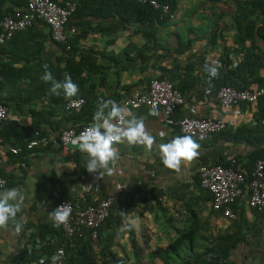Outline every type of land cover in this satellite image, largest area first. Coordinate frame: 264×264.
Masks as SVG:
<instances>
[{
  "label": "crops",
  "instance_id": "obj_1",
  "mask_svg": "<svg viewBox=\"0 0 264 264\" xmlns=\"http://www.w3.org/2000/svg\"><path fill=\"white\" fill-rule=\"evenodd\" d=\"M250 2L255 3L250 8H257L253 12L256 23L248 30L256 33L239 42L238 18ZM162 3L170 6L169 13L158 8L160 20L142 23L128 17L123 19L115 12L102 15L101 7L92 0L86 2L87 8L100 12L98 16L87 17L89 25H79L76 30V35L82 37L76 43L74 56L80 59L85 55L84 74L88 77L81 88L87 102L80 112H66L62 105L50 100L48 90L42 89L49 86L42 79L45 66L52 76L65 66L64 51L52 39L47 24L38 20L0 46V103L9 108V120L4 125L10 126L6 133L12 135L7 137L12 143H19L20 139L13 137L17 131L23 136L21 140H25L35 125L58 138L66 126L93 122L103 101L117 102L134 91L147 92L153 78L170 81L185 97L171 117L164 112L151 113L144 105L133 110L130 119L144 121L154 138L153 146L149 149L126 141L114 144L119 157L109 165L111 173L104 169L89 172L85 166L87 153L80 152L74 144L69 153L63 151L59 141H52L12 155L8 146L13 144L0 141V172L10 178L0 193L15 188L24 197L16 217L0 227V264H44L38 259L31 261V257L41 244L37 241L40 224L57 225L51 215L57 202L69 200L84 208L111 193L120 206L102 225L99 239H103L102 243L93 241L92 249H82V255H90V264H102L107 245L125 263L153 264L148 254L166 248L179 235L178 229L190 225L193 208L200 223L197 249L225 237L232 243L226 258L229 264H264V208L249 206L246 193L233 204L238 218L225 216L213 207L212 195L201 186L199 172L201 165L231 164L234 159L237 168L249 176L256 161L264 159V125L252 124L255 117H264L263 96L255 104H240L230 111H225L215 98L221 88L216 86L223 81L247 89L264 86V0ZM113 25L119 28L113 30ZM85 29L88 32L84 37ZM69 35L72 36L71 32ZM142 49L145 59L141 58ZM211 67L217 68L215 76L209 72ZM208 89L212 90L211 95L206 92ZM208 116L223 118L227 127L207 139L191 136L199 145L197 155L191 160L182 159L179 169L163 165L159 145L182 136L179 120ZM245 126L257 130L245 133ZM153 188L164 192L161 205L156 199H145ZM132 190H136L133 198ZM148 205L151 208H146ZM132 222L134 227L129 226ZM63 235L66 236L64 230ZM76 238L69 239L73 243ZM48 239L53 248L63 245L54 230ZM40 251L39 257L48 256ZM133 254L136 260L128 259ZM23 259L31 262L25 263ZM155 260L154 264H164L158 257Z\"/></svg>",
  "mask_w": 264,
  "mask_h": 264
},
{
  "label": "built area",
  "instance_id": "obj_2",
  "mask_svg": "<svg viewBox=\"0 0 264 264\" xmlns=\"http://www.w3.org/2000/svg\"><path fill=\"white\" fill-rule=\"evenodd\" d=\"M81 0H27L26 5L12 10H0V45H4L22 31L31 28L36 21L40 20L47 24L51 31L53 40L67 43V34H76V29L71 27L66 30L71 15L76 11ZM159 8L163 13H169L170 6L159 0H134ZM70 36V35H69ZM71 45L66 44L70 49ZM209 95L212 90L206 91ZM264 96V86L255 89H238L231 85L222 86L216 93V100L225 111H230L240 104H255ZM100 99H102L100 97ZM183 93L170 81L161 78H153L149 82L147 92L134 91L130 96L117 101V105L127 110L126 119L136 108L147 106L151 113L164 112L171 117L175 110L184 103ZM87 99L84 97L68 98L66 109L68 112H80ZM9 120V108L6 104L0 103V127ZM92 123V122H91ZM91 123H84L77 126L63 128L58 138L50 133H44L39 129L34 130L33 135L23 145H10L9 150L13 154H21L24 150H32L52 141H59L63 151L69 153L72 149V141L79 136L81 131ZM254 126L264 125V117H255L252 120ZM179 127L182 136H193L199 139H207L211 134L224 130L227 122L223 118L216 117H183L179 120ZM0 140H2L0 138ZM233 159L231 164L216 163L200 166L201 186L212 195L213 207L220 210L227 217L236 219L239 213L233 209L239 199L248 194V204L252 208L262 210L264 208V159L259 158L253 170L246 174L239 170ZM8 180L0 174V188L7 186ZM122 185L119 184V188ZM115 195L111 193L102 200L89 204L84 208H78L69 200H61L56 204H67L72 211L67 220L61 223L64 234L69 237H84L86 233L94 242L100 239L103 223L111 215ZM43 250L42 243L36 246ZM45 256V255H44ZM38 260L46 264H67L66 250L63 246L55 249L46 257ZM217 264H229L226 259H219Z\"/></svg>",
  "mask_w": 264,
  "mask_h": 264
},
{
  "label": "trees",
  "instance_id": "obj_3",
  "mask_svg": "<svg viewBox=\"0 0 264 264\" xmlns=\"http://www.w3.org/2000/svg\"><path fill=\"white\" fill-rule=\"evenodd\" d=\"M89 0H81L79 2V5L76 9V11L73 13V15L70 17L68 23L66 24V30L69 31V29L71 27H74L77 30V27L79 25L82 24H88L90 23V21L88 20L87 17L90 16H98L99 14V10L96 9H92V8H87L86 2L88 4ZM94 2V5L99 6L102 8V15H107V12L112 13L115 12L116 14L118 13L120 15V17H122L123 19L128 17V19H130L131 21H137V22H142L144 23L145 21L148 20H155L158 19L160 20V11L158 9H155L153 6L148 5V4H144V3H140L134 0H92ZM162 2H169V4L174 5L176 3V0H160ZM27 0H0V10L5 9V10H12L15 7H19V6H24L26 5ZM255 3H259L258 1H255ZM254 2H250L248 4L247 7H243L242 10L244 11L242 16H239V20L237 22V27H238V33H237V41L239 42H244L246 39H248L249 36L254 35L256 32L252 31V30H248L249 26L252 24H255L256 21L253 18V12L257 9V8H250V5H255ZM110 9H114V10H110ZM110 10V11H109ZM252 10V11H249ZM246 26V27H244ZM119 26L118 25H113V30L118 29ZM245 30V31H243ZM84 33L83 36L85 37V35L87 34V30H83ZM254 32V33H253ZM20 34L17 33L14 37L16 38V36ZM72 35L69 36V33L67 34V43H69L71 45L70 49L66 48V44L67 43H62L59 42V46L63 49L64 51V61H65V66L64 68L60 69L58 72L55 73L54 80L57 82H63L65 79V76L68 75L72 78L73 82H75L78 85V92L75 96L72 97H84L86 98L83 93L81 92V88H82V83H86L88 81V77L85 76V68H86V57L85 55H82L80 59H76V57L74 56V51L77 49L76 48V43L78 42L79 37H82L81 35ZM143 49L141 51V58L143 57ZM143 59H145V57H143ZM49 86H46L42 89H46V91H49V98L51 101L55 102V103H59V105H62V108L66 111V102L68 98H72V97H67L64 95V90L63 88L57 89V91L54 93L52 91V86H53V81H48L47 83ZM224 85H233L234 87L238 88V89H247V87L245 86H238L236 85L234 82L231 83H226V82H221L218 84V88L224 86ZM48 94V92H47ZM264 99V96H263ZM66 100V101H65ZM65 103V104H63ZM86 104V103H85ZM85 106V105H84ZM83 109V108H82ZM49 115V114H48ZM43 117H45V115H42ZM4 125V124H3ZM1 126L0 127V138L2 140H0L3 143H12L9 141H12L10 139H8L7 137H12V135H8V133H6L8 130H10V126ZM36 127L32 128V130H36L39 129L44 133H47L45 130H42L38 125H35ZM65 128V127H64ZM245 130H243L245 133L248 132H256L257 128L255 127H248L245 126L244 127ZM259 128V127H258ZM248 129H250L249 131H247ZM33 131L30 132V134L27 136V138L25 140H21L22 139V135L20 133H18V131L13 135V137H16L19 143H12L13 145H23L25 143H27V141L31 138V136L33 135ZM12 131V129H11ZM60 133V132H59ZM5 139V140H4ZM12 145V146H13ZM8 150H9V146H8ZM9 153L12 154V152ZM13 155V154H12ZM217 163H223V162H217ZM225 164V163H224ZM1 175L5 176L8 180V183L10 181V178L1 173ZM136 193V190H132L130 192V196L131 198L134 197V194ZM164 192L162 190H159L158 188H153L150 191V195L148 197H145V199L148 200H152V199H156L158 201V204L161 205V198L163 197ZM211 196V195H210ZM122 197V196H121ZM120 206L119 201L117 203L114 202L113 204V209H112V213H114V211L116 209H118V207ZM146 208H151L150 205H148ZM160 208H162L160 206ZM193 208V211L190 212V225L185 227L184 229H178V233L179 235L176 238H173L168 246L166 248H160L154 251H151L147 258L149 259V261L151 263H156L155 259L156 257H158L159 259H161L162 261H164V264H217L218 260L223 258L226 259L228 256V251L232 245L231 241L225 237H221V239L217 242L214 243L212 245L208 244L206 246H204V243H201V245L204 246V248L202 250L197 249V244L199 240V232H200V223H199V214L196 213V209ZM111 213V215L113 216V214ZM110 215V216H111ZM111 216V218H112ZM111 220H109L110 222ZM56 225V226H49L48 224H40L39 226V239H37V241H40L42 244L44 243V247H43V251H45L47 254H51L55 249L57 248H53L50 245V239H48L49 234L51 233V230H54L58 233L59 238H61L63 240V246L66 250V263L67 264H81L80 262H84L82 264H90L89 262V257L90 255H82L83 251L82 249H92V244L94 243L93 240H91L88 236V233H86V235L84 236L85 239H81L82 237H78L76 238L75 242L71 243V240L69 238H67L66 236L62 237V233L63 230L62 226ZM59 226L61 228H59ZM35 235L38 234H32V236L34 237ZM83 237V238H84ZM74 238V237H73ZM69 239V240H68ZM50 241V242H49ZM73 241V239H72ZM103 239L99 240V242H95L97 244H100V242L102 243ZM47 243V244H46ZM72 244V245H71ZM200 244V242H199ZM78 245V246H77ZM102 247V246H101ZM107 249H103L104 250V255L102 258V264H128L125 263V260L121 259L117 253H114L112 250L109 249V246H106ZM104 248V247H103ZM185 251H190V253L185 254ZM35 254L33 253L34 256L31 257V261L40 258L39 257V252H41L38 249H34ZM135 252V250H134ZM81 253V254H80ZM82 255V256H81ZM139 255V253H138ZM131 257L134 258V260H136V258L134 257V254L132 256H128V259H130ZM28 260H24L23 261L25 263L27 262H31ZM139 261V260H137ZM46 264V262L44 263ZM139 264V263H136Z\"/></svg>",
  "mask_w": 264,
  "mask_h": 264
},
{
  "label": "clouds",
  "instance_id": "obj_4",
  "mask_svg": "<svg viewBox=\"0 0 264 264\" xmlns=\"http://www.w3.org/2000/svg\"><path fill=\"white\" fill-rule=\"evenodd\" d=\"M73 15V14H72ZM71 15V16H72ZM53 39V38H52ZM57 42V41H56ZM59 43V42H58ZM2 46V45H0ZM46 71L42 76L44 81H53L52 91L63 88L67 97L75 96L78 85L68 75L64 81L56 82L52 73ZM209 72L212 76L217 74V68L211 67ZM109 105L111 107L109 108ZM105 109H108L105 112ZM127 110L118 106L115 101L105 100L93 116V122L81 131L72 143L82 153H87L86 168L89 172L100 169L112 172L110 164H114L119 157L114 144L127 142L128 144H142L151 149L154 143L153 136L146 130L143 120L132 117L126 119ZM67 127V126H66ZM199 145L191 136H176L170 142L159 145L160 158L168 168L179 169L181 160H191L197 155ZM6 187V186H5ZM23 195L12 188L0 193V227L5 226L8 221L15 218L21 208ZM72 209L67 204L59 205L51 213L54 222L59 225L67 220ZM134 227V222L130 223ZM20 225H17L19 231Z\"/></svg>",
  "mask_w": 264,
  "mask_h": 264
}]
</instances>
